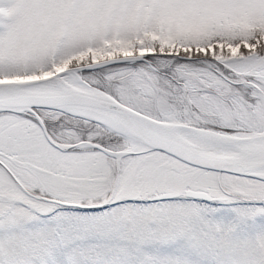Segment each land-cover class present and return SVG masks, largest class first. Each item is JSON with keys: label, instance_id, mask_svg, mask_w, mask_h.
Here are the masks:
<instances>
[{"label": "snow or ice", "instance_id": "6c2138e0", "mask_svg": "<svg viewBox=\"0 0 264 264\" xmlns=\"http://www.w3.org/2000/svg\"><path fill=\"white\" fill-rule=\"evenodd\" d=\"M0 264H264V0H0Z\"/></svg>", "mask_w": 264, "mask_h": 264}]
</instances>
